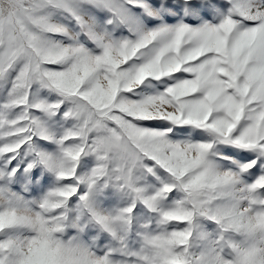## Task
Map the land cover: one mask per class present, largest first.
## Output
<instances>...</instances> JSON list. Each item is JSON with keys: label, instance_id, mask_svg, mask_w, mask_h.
Segmentation results:
<instances>
[{"label": "snow or ice", "instance_id": "1", "mask_svg": "<svg viewBox=\"0 0 264 264\" xmlns=\"http://www.w3.org/2000/svg\"><path fill=\"white\" fill-rule=\"evenodd\" d=\"M0 264H264V0H0Z\"/></svg>", "mask_w": 264, "mask_h": 264}]
</instances>
